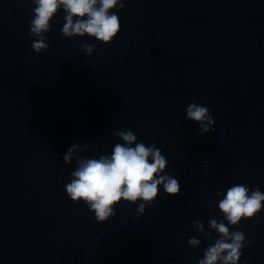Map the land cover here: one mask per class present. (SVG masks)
<instances>
[{"label":"water","instance_id":"95a60500","mask_svg":"<svg viewBox=\"0 0 264 264\" xmlns=\"http://www.w3.org/2000/svg\"><path fill=\"white\" fill-rule=\"evenodd\" d=\"M34 7L0 0V264H198L219 238L208 226L224 218L217 192H264V0H124L110 10L121 23L111 43L64 37L61 7L40 53ZM192 102L211 110L215 131L197 135ZM115 129L159 148L181 191L160 186L143 214L122 201L97 222L68 197L77 164L63 154L88 141L80 156L111 155L124 143ZM228 227L245 233L238 264H264V208Z\"/></svg>","mask_w":264,"mask_h":264},{"label":"clouds","instance_id":"9594fccd","mask_svg":"<svg viewBox=\"0 0 264 264\" xmlns=\"http://www.w3.org/2000/svg\"><path fill=\"white\" fill-rule=\"evenodd\" d=\"M34 18L29 21V36L38 37L32 43V49L40 53L49 47L43 33L51 29V21L57 12L63 8L66 15L61 29L67 38L75 36L95 37L103 43H111L121 30L119 16L110 10L124 8V0H32ZM88 55L95 49L94 44H82ZM186 118L197 122L203 135L215 131L211 110L196 102L186 108ZM115 136L124 143H116L111 155H100L99 158H87L79 153L89 150V143L82 145L74 143L63 154L64 162L71 163L75 158L76 168L71 172V182L65 185L68 197L75 203L83 201L90 211L94 212L97 222L107 221L115 216V206L120 202L138 203L137 213L145 212L158 197L160 186L170 196L179 195L181 185L177 178L164 174L168 161L161 150L154 144L145 145L137 142V136L131 129L114 130ZM135 144L133 147L132 145ZM205 166L208 162L205 161ZM207 175V173H206ZM223 196L218 202V208L223 219L210 218L209 229H214L219 238L209 245L198 264H238L242 249L246 246L243 231H230L228 225H238L243 219L254 218L264 208V192L259 186L254 190L244 184H234L226 193L217 192ZM227 221V224L225 223ZM192 226L208 238L211 231H205L201 220H194ZM230 241V242H229ZM188 243L196 247L201 240L190 237ZM250 243V241H248Z\"/></svg>","mask_w":264,"mask_h":264}]
</instances>
